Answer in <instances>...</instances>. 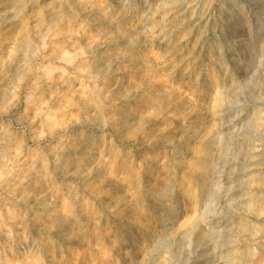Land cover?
I'll use <instances>...</instances> for the list:
<instances>
[{
  "label": "rangeland",
  "instance_id": "rangeland-1",
  "mask_svg": "<svg viewBox=\"0 0 264 264\" xmlns=\"http://www.w3.org/2000/svg\"><path fill=\"white\" fill-rule=\"evenodd\" d=\"M0 264H264V0H0Z\"/></svg>",
  "mask_w": 264,
  "mask_h": 264
}]
</instances>
